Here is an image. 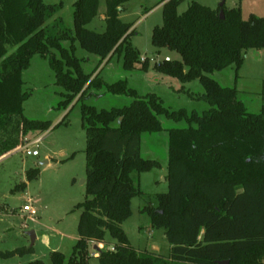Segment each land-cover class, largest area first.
<instances>
[{"label":"trees","instance_id":"trees-1","mask_svg":"<svg viewBox=\"0 0 264 264\" xmlns=\"http://www.w3.org/2000/svg\"><path fill=\"white\" fill-rule=\"evenodd\" d=\"M129 1L106 0L105 30L98 32L87 25L98 14L99 0L73 2V27L58 15L62 2L0 0V156L51 127L48 120L24 115L30 94L23 73L34 55L49 59L56 83L65 90L64 107L82 101L86 197L76 205L81 209L79 237L69 257L51 252L50 264H89V247L98 244L110 246L95 252L100 264H264V105L258 113L247 111L237 88L210 76L231 66L238 70L247 49L264 47V16L243 19L240 6L229 8L225 2L214 9L193 1L178 13L182 0H161L163 24L153 28L151 42L177 52L180 59L155 67L182 82L199 79L201 98L210 106L188 115L169 110L154 93L138 95L125 80L105 84L99 74L91 79L95 71L86 73L74 54L77 41L100 63L118 55L125 69L140 63L145 70L148 58L141 61L130 41L133 23L119 17ZM103 86L133 101L101 110L85 102L92 87ZM161 115L189 123L168 130V192L157 194V205L144 209L153 227L165 230L168 256L139 251L122 226L132 216V200L142 194L132 173L160 166L141 156L140 144L143 133L162 129ZM39 173L38 167L31 168L26 178L31 181ZM33 252V246L18 247L0 251V258ZM28 264L45 263L34 259Z\"/></svg>","mask_w":264,"mask_h":264},{"label":"rangeland","instance_id":"rangeland-1","mask_svg":"<svg viewBox=\"0 0 264 264\" xmlns=\"http://www.w3.org/2000/svg\"><path fill=\"white\" fill-rule=\"evenodd\" d=\"M74 1L44 0L49 4L63 3L58 15L69 27H73ZM99 1V13L88 28L103 32L105 25L100 17L102 11H106V0ZM193 1L214 9L222 2L182 0L178 13L184 12ZM225 3L228 7L240 6L243 19H248L250 14L264 16V0H226ZM161 4V0H130L121 14L122 20L133 23L135 28L131 44L138 49L140 58L149 60L145 70L140 68V63L132 70L125 69L118 55L100 63L98 55L83 49L77 41L74 54L81 60L86 73L95 71L91 79L99 74L98 79L105 84L125 80L128 87L135 89L140 96L151 93L159 96L164 106L171 111L185 110L188 115L202 114L210 106L201 98L204 88L199 79L182 82L176 77L162 74L155 67L166 57L170 60L180 59L177 52L156 48L151 42L153 28L163 24ZM63 45L70 47L68 41H64ZM210 76L222 86L237 88L239 99L247 111L258 113L262 110L264 47L247 49L244 62L238 70L231 66L215 71ZM23 80L24 89L30 94L23 104L24 115L29 119L48 120L51 127L39 135L44 136L38 144L31 146L32 150L38 151V156L27 155L22 149L24 144L0 156V251L31 247V239L26 234L28 231H34L38 239L33 245V253L0 258V264H27L34 259L50 264V252L56 246L69 257L79 237L81 209L76 208V205L86 197L85 183L82 182L86 178V131L81 114L82 101L75 99L65 107L62 105L65 90L56 83L49 59L38 54L32 57L23 73ZM84 100L101 110L129 105L133 98L110 93L103 86L99 89L92 87ZM159 119L162 129L143 133L140 149L143 158L157 160L160 166L140 174L132 173L142 194L132 200V216L122 226L131 244L139 251L168 256L171 246L165 237V230L154 228L144 209L155 207L156 195L168 192V130L188 127L189 123L186 119L176 121L164 115L159 116ZM45 160L47 162L39 164ZM37 167L40 169L38 177L28 181L26 171ZM24 182L27 183L25 188L21 186ZM29 201L37 210L35 216L23 211ZM107 239L111 240L109 235ZM109 247L105 244L101 249ZM89 251L91 255L98 252L94 245H90ZM89 264H100L96 255L91 256Z\"/></svg>","mask_w":264,"mask_h":264},{"label":"built area","instance_id":"built-area-1","mask_svg":"<svg viewBox=\"0 0 264 264\" xmlns=\"http://www.w3.org/2000/svg\"><path fill=\"white\" fill-rule=\"evenodd\" d=\"M166 1H167V0H166ZM145 59H146V58H141L142 61H145ZM165 60H166V61H169L170 58H169V57H166ZM43 136H44V135H43ZM43 136H42V135H41V136H38L37 138H35V139L32 140V141H28V142H26V143L23 145V147H22L23 151H24L27 155L38 156V154H39L38 151H37V150H32V149H31V146H32V145H35V144H38V143L43 139ZM23 211L28 212V213H29L30 215H32V216H35V215L37 214V210H36V208L33 206L32 201H29V203H28L27 205L24 206ZM95 255H96V253L94 252V253L92 254V256H95Z\"/></svg>","mask_w":264,"mask_h":264},{"label":"water","instance_id":"water-1","mask_svg":"<svg viewBox=\"0 0 264 264\" xmlns=\"http://www.w3.org/2000/svg\"><path fill=\"white\" fill-rule=\"evenodd\" d=\"M224 2L225 1H222L221 3H220V5L219 6H222L223 4H224ZM220 16H221V18L223 17V13H222V11H220ZM45 162H47V160H45V161H41V162H39V164L41 165V164H43V163H45ZM82 182L83 183H85V180H82ZM27 235L30 237V239H31V247L34 245V243H35V233H34V231H29L28 233H27ZM94 249L96 250V251H100L101 250V248L98 246V245H94ZM228 263V261H226V262H221V264H227Z\"/></svg>","mask_w":264,"mask_h":264},{"label":"crops","instance_id":"crops-1","mask_svg":"<svg viewBox=\"0 0 264 264\" xmlns=\"http://www.w3.org/2000/svg\"><path fill=\"white\" fill-rule=\"evenodd\" d=\"M162 4H163V3H162ZM162 4H161V5H162ZM99 5H100V1H99ZM229 8H233V7H229ZM125 9H126V7H125V5H124V6H123V10H122V11L120 12V14H119V17H120L121 20H122V18H121V14L124 12ZM98 13H99V10H98ZM97 15H98V14H97ZM100 18H101V21L103 22V25H105V21H104V18H105V11H102V13H101V17H100ZM93 20H94V19H93ZM93 20H92L91 22H93ZM91 22H90V23H91ZM90 23H89V24H90ZM89 24H88V25H89ZM88 25H87V27H88ZM104 27H105V26H104ZM132 29H133V27H132ZM134 29H135V28H134ZM104 30H105V28H104ZM104 30H103V31H104ZM28 232H29V231H28ZM28 232H26V234H27ZM37 239H38V236L35 234V242L37 241ZM107 240H108V239H107ZM108 241H110V240H108ZM104 245H105V244H98V246H99L100 248L103 247ZM33 248H34V246H33ZM56 250H58V246H56V248H55L54 250H52L51 252L56 251ZM58 251H59V250H58ZM51 252H50V253H51ZM31 261H32V260H31ZM29 262H30V261H29ZM29 262H28V263H29ZM28 263H27V264H28Z\"/></svg>","mask_w":264,"mask_h":264}]
</instances>
